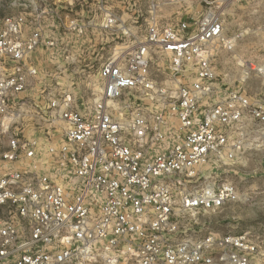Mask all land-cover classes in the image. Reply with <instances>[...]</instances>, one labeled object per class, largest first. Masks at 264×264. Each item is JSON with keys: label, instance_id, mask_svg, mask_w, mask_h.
I'll use <instances>...</instances> for the list:
<instances>
[{"label": "built area", "instance_id": "obj_1", "mask_svg": "<svg viewBox=\"0 0 264 264\" xmlns=\"http://www.w3.org/2000/svg\"><path fill=\"white\" fill-rule=\"evenodd\" d=\"M157 10L148 0L143 40L97 68L94 98H47L40 118L61 130L30 136L17 125L40 74L29 55L57 43L39 16L3 18L0 264H251L248 232L195 235L192 220L237 199L222 166L264 140V103L218 80L213 48L233 44L215 9L175 26ZM247 68L264 81V64Z\"/></svg>", "mask_w": 264, "mask_h": 264}, {"label": "rangeland", "instance_id": "obj_2", "mask_svg": "<svg viewBox=\"0 0 264 264\" xmlns=\"http://www.w3.org/2000/svg\"><path fill=\"white\" fill-rule=\"evenodd\" d=\"M156 1L155 14L162 25L175 26L181 20L200 17L209 7L215 9L223 21L225 36L233 44L230 49L220 44L213 48L218 80L228 87L240 86L251 99L264 103V81L244 65L264 64V0ZM147 11L148 0H0V30L5 16L21 13L27 24L32 16H39L45 39L54 38L57 43L53 48L43 43L29 55L40 74L32 89L24 93L27 113L21 116L18 128L26 136L33 131L38 135L46 128H54L57 134L60 122L40 118L48 113L47 98L65 92L79 107L82 100L94 98L97 68L115 52H129L143 40L150 16ZM106 13L116 18L109 28L103 25ZM71 22L80 24L81 32L72 29ZM29 30V25L24 28L25 33ZM11 131L13 127L0 125V151ZM222 168L224 176L236 185L238 197L219 210L195 216L194 234L248 232L256 245L251 264H264V140ZM81 264L106 263L96 257Z\"/></svg>", "mask_w": 264, "mask_h": 264}, {"label": "bare ground", "instance_id": "obj_3", "mask_svg": "<svg viewBox=\"0 0 264 264\" xmlns=\"http://www.w3.org/2000/svg\"><path fill=\"white\" fill-rule=\"evenodd\" d=\"M247 64H248L247 62H244V65H246V66H247Z\"/></svg>", "mask_w": 264, "mask_h": 264}]
</instances>
